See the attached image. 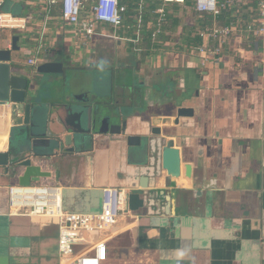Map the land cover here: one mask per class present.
I'll return each mask as SVG.
<instances>
[{"label":"crops","instance_id":"crops-1","mask_svg":"<svg viewBox=\"0 0 264 264\" xmlns=\"http://www.w3.org/2000/svg\"><path fill=\"white\" fill-rule=\"evenodd\" d=\"M38 2L6 0L3 7L14 14L15 10L26 12V18L35 17L28 24L33 31L22 32L20 39L28 52L12 55V67L22 75L36 73L27 59L40 39L42 3ZM191 11L200 27L203 17ZM231 13L227 11L218 23L235 21ZM234 13L243 22L256 16L253 5ZM60 26L54 11L41 58L44 53L56 54L50 61H57L68 53L77 66L76 75L85 81L91 61L98 58L92 49L108 39H94L89 48L83 47L71 34H63ZM163 32V44L148 41L149 50L144 49L146 40L134 45L141 49L133 51L139 55L137 68L131 69V58L124 56V63L111 66L115 78L107 90L94 92L95 99L101 96L109 106L120 108L127 123L125 131L100 137L93 150L81 155H56L40 162L51 176L33 185L61 187L64 210L83 214L100 210L103 188L140 194L143 207L124 214L106 232L103 264H264V40L251 37L238 45L236 33L221 62L202 67L186 48L168 47L172 29L163 28ZM12 35L4 33L0 49L7 48ZM144 35L148 38L150 34ZM22 54L26 59L21 65ZM61 90L55 95L57 100L67 95ZM71 91L76 99L86 93L91 101L88 81ZM179 107L192 108L193 117L175 123ZM61 117L65 122L64 112ZM153 128L161 133L152 134ZM10 130V120L0 116L2 152L9 148ZM61 131V124L51 116L49 138L61 136ZM127 136L139 137L141 147L128 146ZM164 140L179 150L177 178L161 169ZM46 150L38 148L41 155ZM132 150L144 155L143 163L132 160ZM186 165L191 167L189 177ZM17 176L0 167V264H59L56 224L47 217L10 212L7 193L9 187L18 186Z\"/></svg>","mask_w":264,"mask_h":264},{"label":"built area","instance_id":"built-area-1","mask_svg":"<svg viewBox=\"0 0 264 264\" xmlns=\"http://www.w3.org/2000/svg\"><path fill=\"white\" fill-rule=\"evenodd\" d=\"M39 0L41 31L38 46L27 65L37 67L45 51L43 38L51 22L54 11L58 13L63 34H71L80 45L94 39H108L139 45L143 40L156 43L164 35L163 28L167 19L168 6L186 7L190 2L192 10L198 16H210V24L202 23L198 27L193 46L186 53L199 59L202 67L218 64L231 38L237 33L236 43L241 45L251 37L264 40V0ZM6 0H0V31H27L30 18L15 15L5 10ZM161 4V5H160ZM253 5L255 18L243 24V19L234 12L242 6ZM227 11L235 22L219 24ZM132 13V15H130ZM131 17V21H128ZM130 20V19H129ZM131 24L128 25V23ZM242 22L237 28L235 23ZM121 29L132 30L133 38L120 37L116 32ZM112 31V32H111ZM149 37L145 38V33ZM10 42L6 49H10ZM137 52L141 49L137 48ZM0 116L10 120V104L0 102ZM128 192L121 188L102 189L100 210L97 213H73L64 210L62 188L45 185L29 187L11 186L8 188V204L11 214L47 217L58 227L59 264H103L107 260L105 234L113 228L119 219L129 212L127 206ZM75 248H78L76 250Z\"/></svg>","mask_w":264,"mask_h":264},{"label":"water","instance_id":"water-1","mask_svg":"<svg viewBox=\"0 0 264 264\" xmlns=\"http://www.w3.org/2000/svg\"><path fill=\"white\" fill-rule=\"evenodd\" d=\"M19 41L20 37L13 35L10 49H0V102L10 104L11 122L10 145L7 151H0V167L18 174V186L29 187L51 176L50 172L42 170L40 162L55 158L56 155L62 158L69 153L81 155L93 150L100 137L121 134L127 123L122 119V114L109 106L101 96L93 102L86 98V93L78 99L72 96L70 89L85 82L80 77H69L62 63H41L36 67L35 74L22 75L12 67V55L21 51ZM61 74L66 75V80L71 81L72 86L65 85L63 90L59 89L63 91V95L65 92L71 95L69 94V99L62 96L57 100L55 95L59 91V80L56 77ZM62 112L66 116L65 122L61 117ZM53 115L61 124L62 131L61 136L49 138L47 123ZM193 115L192 108L179 107L176 109L175 123H178L179 118ZM151 133L159 135L161 130L153 128ZM126 141L128 146L141 147L139 137L127 136ZM38 148L48 150L41 155ZM130 153L136 164L143 163L145 157L140 151L132 150ZM59 163L63 165L65 162L61 159ZM180 166L179 150L171 142L164 140L161 169L177 178L180 175ZM190 174L191 167L186 165L185 175L189 177ZM143 205L144 200L139 193L128 192L127 206L131 212L137 211Z\"/></svg>","mask_w":264,"mask_h":264},{"label":"rangeland","instance_id":"rangeland-1","mask_svg":"<svg viewBox=\"0 0 264 264\" xmlns=\"http://www.w3.org/2000/svg\"><path fill=\"white\" fill-rule=\"evenodd\" d=\"M154 3L153 5H150V8H155L158 5V2L153 0ZM161 5V4H160ZM186 9H183V7L181 6H168L166 8L167 11V19L164 25V28L167 29H172L173 34L170 35L171 41L168 44H171L168 47L171 48H175L176 51H179L181 48H186L187 50L193 46L194 43V39L198 33V27L199 24L195 21L197 18H195L194 14L192 13V5L191 3H187V6L185 7ZM15 14H19V15H24V17L26 18L28 15H26V12L20 13L18 10H15ZM239 17V16H238ZM241 18V17H239ZM33 19H35V17H32L31 21H34ZM244 21V20H243ZM235 22V21H233ZM246 22H243V24H245ZM241 24V25H239ZM242 22L240 23H235V26H237V28H239L240 26H243ZM33 31V28L29 27L28 31ZM169 31V30H166ZM112 32V31H111ZM5 34H8L9 31H0V44H2L3 39L2 36ZM13 32H10V34H12ZM37 35L38 31L36 32ZM120 37H130L133 38V33L132 30H127V29H121L119 31L116 32ZM167 33V32H166ZM14 35H18L19 33L14 32ZM23 33L19 36L20 39L23 38ZM13 36V35H12ZM58 39H60V36L58 35ZM110 42V41H109ZM113 42V41H111ZM114 44H116V42H113ZM112 44V46L108 45L107 43H99L96 46L95 49V53H98V58L96 59V63L97 64H101L102 61H105V64H107V66L110 65V67L116 63H124V56H131V59L129 60V63L132 62V60H136V58L139 57L138 53H134L136 52V46L134 47V44L132 43H124L121 47L118 45H114ZM156 44V43H154ZM96 45V44H95ZM19 46L21 47V51L22 50L28 52V46L25 43H22V41H20ZM83 47L87 46L89 48V46H91V42L82 45ZM182 46V47H181ZM134 51V52H133ZM60 55V54H59ZM58 55V56H59ZM62 55H65V52L62 53ZM106 56V57H105ZM62 57V56H60ZM105 57V58H104ZM56 58V54H51L49 55L48 53H44L43 54V58H38V60L40 61H44V63L47 62H56V61H50V59H55ZM127 58V57H126ZM26 59V56H24L22 54V56L19 59L20 64H24V61ZM107 60H110V62H108ZM128 60V58H127ZM59 63V62H57ZM102 65V64H101ZM108 72H103L104 74H106L107 76L110 74V71L107 69ZM68 74V72H66ZM62 75V74H61ZM61 75H57V76H61ZM102 76V75H101ZM108 79V77H107ZM102 79H98V82H100ZM106 80V79H104ZM102 80V81H104ZM163 83H165V81H163ZM96 84V83H94ZM93 84V85H94ZM105 85V84H102ZM97 87V86H95ZM103 87V88H102ZM99 88H95V92L96 91H103V90H107L106 86H102Z\"/></svg>","mask_w":264,"mask_h":264},{"label":"flooded vegetation","instance_id":"flooded-vegetation-1","mask_svg":"<svg viewBox=\"0 0 264 264\" xmlns=\"http://www.w3.org/2000/svg\"><path fill=\"white\" fill-rule=\"evenodd\" d=\"M100 43H104V44L107 43L110 46H112V44H114L113 42H111V40H106V41H103V42H100ZM117 44H118V42H116V44H114V45H117ZM92 50L94 51L95 49H92ZM93 55H95L94 57L96 58L97 55H98V53H94ZM129 58H131V57L129 56ZM105 61H102L101 62L102 65L101 64H97L96 63V60L95 61H91V66L89 68L91 71L88 74L89 75V78L87 80H85L86 82L88 81L89 84H90V86H91V102L96 101L95 94H94L95 88H98L99 89L102 86H107V85L110 84V82L112 81V79L115 78V75H114L115 68H113V72H111L110 71V69H111L110 65L107 66V64H105ZM107 61L110 62V60H107ZM56 62L62 63L64 65L65 73L68 72L67 75L69 77L71 75H73L74 78H78L79 77V76L76 75L77 66L73 63V61H72V59H71V57H70V55L68 53H65V55H62V58H60V60H57ZM137 62L138 61L132 60V62L129 63V67L131 69L137 68L139 66V64ZM107 69L110 71V74L108 76L103 73V72H108ZM65 76L66 75L64 74V75H61V76H57L56 77L59 80V82L57 83L58 89L61 88L62 85L63 86L69 85L70 87L72 86L71 81L68 82L66 80ZM107 77H108V79H107ZM100 78L102 80H104V79H106V80H104V81L101 80L100 82H98V79H100ZM94 83H96V84H94ZM102 84H105V85H102ZM138 84H140V82H135V85H138ZM95 86H97V87H95ZM70 90H72V89H70ZM71 93L74 94L73 91ZM69 94L70 93H67V95L65 96L67 99H69ZM72 96H74V95H72ZM113 108L115 110H117L119 113H121L120 110H119L120 108L114 107V106H113ZM122 122H123V120H121V124H122ZM124 131L125 130L122 129V133Z\"/></svg>","mask_w":264,"mask_h":264},{"label":"trees","instance_id":"trees-1","mask_svg":"<svg viewBox=\"0 0 264 264\" xmlns=\"http://www.w3.org/2000/svg\"><path fill=\"white\" fill-rule=\"evenodd\" d=\"M130 15H132V13H130ZM202 17H203L204 22H207V23L210 24V22H211V18H210V16H206V15H205V16H202ZM129 19H130V20H129ZM128 21H131V17H128ZM129 24H131V22H129L128 25H129ZM158 41L160 42V44H163V43L166 42L165 37H163V36L160 37V40H159V38H158ZM194 41H195V40H194ZM147 42H148L147 40L144 42V44L146 43V44L144 45V49H145V50H146V49L149 50V48L147 47V45H148L149 43L147 44ZM157 45H159V44H157ZM144 53H145V52H144Z\"/></svg>","mask_w":264,"mask_h":264}]
</instances>
